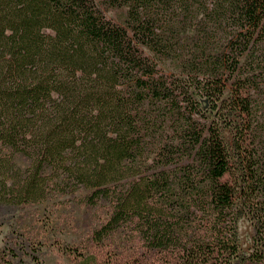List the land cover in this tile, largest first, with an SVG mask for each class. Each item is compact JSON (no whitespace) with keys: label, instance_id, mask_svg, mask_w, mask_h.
<instances>
[{"label":"trees","instance_id":"trees-1","mask_svg":"<svg viewBox=\"0 0 264 264\" xmlns=\"http://www.w3.org/2000/svg\"><path fill=\"white\" fill-rule=\"evenodd\" d=\"M196 1L182 0L180 10ZM97 2L125 7V24ZM209 3L211 14L238 21L233 69L264 0H201L204 12ZM153 4L165 10L172 0H0V179L16 204L74 190L107 205L79 264H263V252L238 255L235 224L242 207L264 226V177L254 176L240 135L231 153L217 127L196 117L194 91L213 97V110L220 77L211 93L210 80L188 84L144 52L171 57L188 74L207 51L182 52L185 19L160 25Z\"/></svg>","mask_w":264,"mask_h":264},{"label":"rangeland","instance_id":"rangeland-1","mask_svg":"<svg viewBox=\"0 0 264 264\" xmlns=\"http://www.w3.org/2000/svg\"><path fill=\"white\" fill-rule=\"evenodd\" d=\"M190 4L187 12L180 10L182 0H172V6L161 10V5L153 4L150 11L157 16L160 25L173 23L180 26L184 20L186 36L182 35V52L195 54L197 48L207 47L201 57L193 61L197 68L190 73L181 72L178 63L171 57L159 53L144 52L151 57L160 71L168 75L180 76L188 84L196 82L195 77L209 82L200 83L208 86L212 93L220 87L218 78L223 84L220 100L200 98L197 114L201 125H214L229 151L235 139H243L244 146L250 150L254 165V176L264 177V18L252 33L248 49L239 57L240 63L231 69L234 51L228 49L232 31L237 19L227 13L218 17L211 14L200 4ZM97 5L104 15L118 23L125 24V7ZM198 5V6H197ZM184 18V19H183ZM262 26L261 30L260 27ZM205 28V38L197 39L193 32ZM219 49H223L220 54ZM158 56H161L160 58ZM218 56L220 61L215 59ZM159 58V59H158ZM216 64L217 66H215ZM215 69V70H214ZM213 75H216L215 77ZM193 89V87H191ZM216 96V95H214ZM244 97L248 107L240 105L239 98ZM242 171H236L233 178L241 180ZM225 178L229 179V176ZM231 179V178H230ZM241 198V197H240ZM259 197H255V201ZM241 199H238V204ZM242 206V205H241ZM107 205H91L83 198L82 193L51 191L47 198L39 203L16 204L10 196L9 187L0 179V264H79L91 250V231L107 216ZM240 208V206H239ZM257 213L241 207V214L236 221V238L238 255L247 256L253 251L263 252L264 264V226L257 221ZM256 234V235H255ZM255 235V237H254ZM263 250V251H262ZM104 260V259H103ZM101 264H109L101 262Z\"/></svg>","mask_w":264,"mask_h":264}]
</instances>
